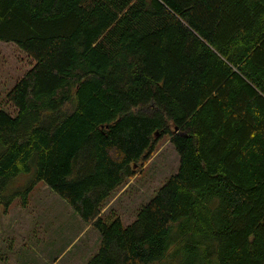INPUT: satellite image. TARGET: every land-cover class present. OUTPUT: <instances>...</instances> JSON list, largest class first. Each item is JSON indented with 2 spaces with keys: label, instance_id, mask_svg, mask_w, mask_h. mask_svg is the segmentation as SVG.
I'll list each match as a JSON object with an SVG mask.
<instances>
[{
  "label": "trees",
  "instance_id": "trees-1",
  "mask_svg": "<svg viewBox=\"0 0 264 264\" xmlns=\"http://www.w3.org/2000/svg\"><path fill=\"white\" fill-rule=\"evenodd\" d=\"M0 43L34 62L0 110L3 211L41 182L98 233L87 264H264V0H0ZM163 137L177 173L102 216Z\"/></svg>",
  "mask_w": 264,
  "mask_h": 264
},
{
  "label": "rangeland",
  "instance_id": "rangeland-1",
  "mask_svg": "<svg viewBox=\"0 0 264 264\" xmlns=\"http://www.w3.org/2000/svg\"><path fill=\"white\" fill-rule=\"evenodd\" d=\"M12 43H0V110L15 115L6 96L34 62ZM155 152L141 170L104 203L102 216L119 217L126 227L178 171V156L169 138H159ZM33 174L13 180L19 188ZM75 237V239H73ZM73 239V241H72ZM99 236L44 184L36 183L25 206L15 200L6 211L0 208V264H87ZM69 247V248H66Z\"/></svg>",
  "mask_w": 264,
  "mask_h": 264
},
{
  "label": "crops",
  "instance_id": "crops-1",
  "mask_svg": "<svg viewBox=\"0 0 264 264\" xmlns=\"http://www.w3.org/2000/svg\"><path fill=\"white\" fill-rule=\"evenodd\" d=\"M73 239H75V237H73ZM73 239H72V241H73ZM66 248H69V247H66Z\"/></svg>",
  "mask_w": 264,
  "mask_h": 264
}]
</instances>
